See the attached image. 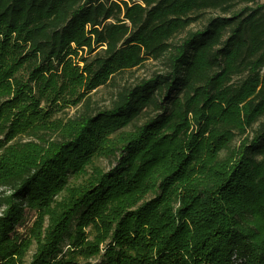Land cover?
<instances>
[{
	"label": "trees",
	"instance_id": "trees-1",
	"mask_svg": "<svg viewBox=\"0 0 264 264\" xmlns=\"http://www.w3.org/2000/svg\"><path fill=\"white\" fill-rule=\"evenodd\" d=\"M0 207V264H264V0H0Z\"/></svg>",
	"mask_w": 264,
	"mask_h": 264
},
{
	"label": "rangeland",
	"instance_id": "rangeland-1",
	"mask_svg": "<svg viewBox=\"0 0 264 264\" xmlns=\"http://www.w3.org/2000/svg\"><path fill=\"white\" fill-rule=\"evenodd\" d=\"M199 25H194L193 28L198 27ZM185 33H179L174 39V43H179L182 38L184 37ZM82 65V63H81ZM169 69L168 64L165 60H147L143 65L136 67L130 71H126L117 75L115 81L107 84L106 86H101L95 91L91 93V102L95 108H104L109 107L111 105L112 100L115 98L117 92L120 90L122 86L128 84H137L142 80H148L152 78L156 74L165 73ZM82 103L79 106H65L62 110L58 111L56 116L57 117H74L79 111L82 110ZM145 118L140 119L139 123H143L142 121ZM25 140L28 138L25 137ZM240 144V137H237L234 142L233 146H238ZM226 153L224 152L223 155ZM97 163L109 170L116 161L114 159H109L102 157L101 159L97 160ZM9 193V192H8ZM3 209L0 207V213H2ZM36 212L31 208H26L25 216L23 221L17 225L14 233L24 235L30 226L32 225L33 221L35 220ZM68 248L67 243L64 244V251ZM35 251V246L32 247L30 252L27 254L24 264H29L31 261L32 255ZM100 257L96 259H91L92 262L96 263Z\"/></svg>",
	"mask_w": 264,
	"mask_h": 264
}]
</instances>
